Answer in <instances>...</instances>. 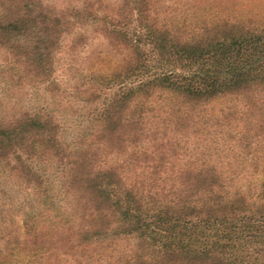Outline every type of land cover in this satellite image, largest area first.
Here are the masks:
<instances>
[{"label": "trees", "instance_id": "trees-1", "mask_svg": "<svg viewBox=\"0 0 264 264\" xmlns=\"http://www.w3.org/2000/svg\"><path fill=\"white\" fill-rule=\"evenodd\" d=\"M104 2L0 0V48L31 80L50 83L62 37L76 28L121 56L86 89L91 101L112 87L98 130L68 144L51 113L0 114V164L36 185L50 173L34 164L51 165L72 241H132L119 264H264V25L179 28L160 20L154 0ZM223 125L241 164H226L224 138L209 143ZM246 162L243 184L234 167Z\"/></svg>", "mask_w": 264, "mask_h": 264}, {"label": "rangeland", "instance_id": "rangeland-1", "mask_svg": "<svg viewBox=\"0 0 264 264\" xmlns=\"http://www.w3.org/2000/svg\"><path fill=\"white\" fill-rule=\"evenodd\" d=\"M82 1L45 0L57 6ZM154 5L162 22L179 28L192 29L211 20L251 19L264 25V0H154ZM120 58L103 36L89 27L76 28L62 37L49 83L29 79L9 53L0 48V114L12 116L22 110L51 113L61 124L62 140L68 144L78 142L99 129L100 123L95 120L98 116L94 114L101 100L113 92L112 87H100L102 98L91 95L90 101L86 89L98 88L102 83L96 78L99 70L111 68V61ZM231 120L233 123L234 119ZM228 130V125L214 127L209 143L214 144L216 137L224 138L226 164L232 160L238 165L242 163L237 161L239 152L244 150L238 147L229 151L236 139ZM245 149L251 158L259 156L255 148ZM12 163L19 166L15 160ZM249 163L234 167L243 184L248 182L247 171L250 174L254 168H249ZM34 166L50 173L41 185L30 182L21 171L12 170V165L0 164V264H119L132 241H104L87 249L77 247L72 241L74 232L67 230L65 220L71 206L58 174L46 163Z\"/></svg>", "mask_w": 264, "mask_h": 264}]
</instances>
